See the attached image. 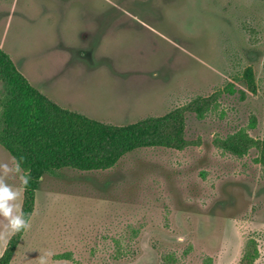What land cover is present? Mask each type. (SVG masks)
I'll return each instance as SVG.
<instances>
[{
  "label": "rangeland",
  "instance_id": "rangeland-1",
  "mask_svg": "<svg viewBox=\"0 0 264 264\" xmlns=\"http://www.w3.org/2000/svg\"><path fill=\"white\" fill-rule=\"evenodd\" d=\"M0 47L48 99L116 126L223 91L204 118L187 114L183 151L44 174L10 264H239L250 238L264 264L260 151L216 145L241 131L264 140V0H0ZM24 177L0 146V182L21 213ZM7 224L0 216V257Z\"/></svg>",
  "mask_w": 264,
  "mask_h": 264
},
{
  "label": "trees",
  "instance_id": "trees-1",
  "mask_svg": "<svg viewBox=\"0 0 264 264\" xmlns=\"http://www.w3.org/2000/svg\"><path fill=\"white\" fill-rule=\"evenodd\" d=\"M244 78L255 93L252 68L245 71ZM0 82L3 85L0 94V146L14 157L28 178L27 183H23L22 208V214L28 221L44 174L64 169L82 172L110 170L127 154L143 148L183 151L194 144L186 137L187 114L204 118L223 94V91H218L209 97H197L165 115L116 126L64 109L48 99L29 83L1 47ZM234 83L224 91L234 92ZM216 145L237 156L257 148L260 160L264 161V140L256 141L244 131L218 139ZM25 230L12 235L0 257V264L11 263ZM258 254L256 241L248 239L239 264H254ZM58 257L67 258V255ZM204 264H213L212 258H206Z\"/></svg>",
  "mask_w": 264,
  "mask_h": 264
},
{
  "label": "clouds",
  "instance_id": "clouds-1",
  "mask_svg": "<svg viewBox=\"0 0 264 264\" xmlns=\"http://www.w3.org/2000/svg\"><path fill=\"white\" fill-rule=\"evenodd\" d=\"M27 177L23 180L27 183ZM17 193L8 185L0 182V216L7 218V226L12 233L19 232L29 227V221L18 211L17 206L13 203Z\"/></svg>",
  "mask_w": 264,
  "mask_h": 264
}]
</instances>
